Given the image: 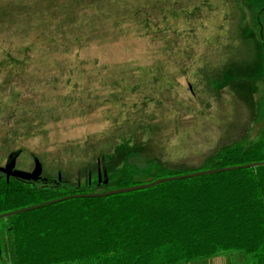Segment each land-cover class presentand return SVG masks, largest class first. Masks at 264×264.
I'll list each match as a JSON object with an SVG mask.
<instances>
[{"label":"trees","instance_id":"trees-1","mask_svg":"<svg viewBox=\"0 0 264 264\" xmlns=\"http://www.w3.org/2000/svg\"><path fill=\"white\" fill-rule=\"evenodd\" d=\"M200 1L0 0L1 144L11 149L13 134L38 131L54 113L66 116L91 108L99 97L92 90L104 81L112 79L116 86L124 79L135 96L142 79L168 75L161 64L165 54L148 69H119L120 75L97 70L95 84L87 87L81 64L66 56L129 33L165 41L162 31L175 30V21L192 29L187 23L199 19ZM11 5L14 11L8 10ZM176 40L166 42L176 46ZM182 51L190 58L193 48ZM179 59L184 58L173 60L176 66ZM245 141L242 137L211 151L201 170L264 161V141ZM124 143L116 151L112 147L109 152H90L83 187L63 185L69 176L60 168L62 184L59 178L52 184L0 172V214L18 211L0 217V264H186L229 249L242 255L240 262L230 264H264V164L173 179L127 193L86 196L99 193L91 189L98 186V165L109 171L112 181L111 188L101 192L195 172L154 159L151 168L122 173L115 168V155Z\"/></svg>","mask_w":264,"mask_h":264},{"label":"rangeland","instance_id":"rangeland-1","mask_svg":"<svg viewBox=\"0 0 264 264\" xmlns=\"http://www.w3.org/2000/svg\"><path fill=\"white\" fill-rule=\"evenodd\" d=\"M8 10L14 11L12 5ZM196 11L199 19L187 23L192 29L182 20L175 21V30L162 31L165 41L129 33L67 53L66 59L80 63L79 70L87 74V87L95 84L97 70L120 75L119 69L151 67L165 54L163 70L180 76L142 79L135 96L123 85L124 79L117 81L120 86H114L112 79L104 81V86L92 90L99 97L91 108L66 116L54 113L28 136L16 132L9 150L0 142V166L16 153L13 169L30 172L37 161L39 175L52 184L58 178L62 184L60 168L69 176L63 185L83 187L90 152H109L112 147L116 151L122 142L126 146L116 153L115 168L123 173L140 172L156 162L202 171L205 157L225 144L242 137L245 142L264 141V0H204ZM176 37V46L167 44L168 38ZM188 46L193 48L192 56L185 58L182 49ZM179 57L184 59L176 66L173 60ZM146 129L149 133H144ZM108 172L98 165L93 192L111 188ZM241 257L229 249L186 264L237 263Z\"/></svg>","mask_w":264,"mask_h":264},{"label":"water","instance_id":"water-1","mask_svg":"<svg viewBox=\"0 0 264 264\" xmlns=\"http://www.w3.org/2000/svg\"><path fill=\"white\" fill-rule=\"evenodd\" d=\"M16 153H11L10 155L7 156L6 158V163L4 166H0V172H2L5 176L7 177H18L20 179L23 180H32V181H47L45 178L41 177L40 174V166L39 163L37 161H35L34 163V167L30 172H21L18 170L13 169V157ZM260 164H264V161L261 162H254V163H249V164H244V165H240V166H232V167H226V168H219V169H211V170H202V171H197L194 173H188V174H183V176H169L168 178H160V179H155V181L153 182H149V183H145V184H141V185H136V186H130L127 188H116V189H112L110 191H106V192H99L98 194H85L86 196H90V197H98V196H110L113 194H117V193H127L129 191H134V190H141L142 188H147L150 186L155 185L156 183H160V182H164V181H169V180H173V179H183V178H190V177H196L197 175H203V174H212V172H218V171H226V170H235V169H240V168H244V167H253L254 165H260ZM97 178H99V173ZM75 196V195H73ZM65 197H61V198H56V200H51V201H47L42 203L41 205H36V206H32V207H28V208H37V207H42V205L45 204H51V203H55L58 200H62ZM24 209V210H28ZM14 212H18V211H13ZM13 213H4V214H0V217H5L8 214H13Z\"/></svg>","mask_w":264,"mask_h":264},{"label":"crops","instance_id":"crops-1","mask_svg":"<svg viewBox=\"0 0 264 264\" xmlns=\"http://www.w3.org/2000/svg\"><path fill=\"white\" fill-rule=\"evenodd\" d=\"M72 264H75V263H72ZM230 264V263H229Z\"/></svg>","mask_w":264,"mask_h":264}]
</instances>
